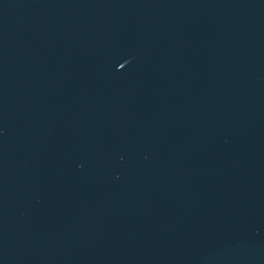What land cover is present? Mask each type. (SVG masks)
<instances>
[{
	"label": "water",
	"instance_id": "95a60500",
	"mask_svg": "<svg viewBox=\"0 0 264 264\" xmlns=\"http://www.w3.org/2000/svg\"><path fill=\"white\" fill-rule=\"evenodd\" d=\"M0 264H264V0H0Z\"/></svg>",
	"mask_w": 264,
	"mask_h": 264
}]
</instances>
